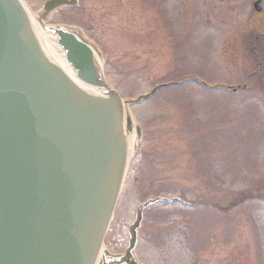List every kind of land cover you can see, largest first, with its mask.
Masks as SVG:
<instances>
[{"label": "rangeland", "instance_id": "374dc122", "mask_svg": "<svg viewBox=\"0 0 264 264\" xmlns=\"http://www.w3.org/2000/svg\"><path fill=\"white\" fill-rule=\"evenodd\" d=\"M21 1L38 25L77 31L123 100L169 83L124 106L131 145L104 251L123 252L133 206L154 197L133 251L143 264H264V0L259 12L255 0H77L45 18V0Z\"/></svg>", "mask_w": 264, "mask_h": 264}, {"label": "water", "instance_id": "95a60500", "mask_svg": "<svg viewBox=\"0 0 264 264\" xmlns=\"http://www.w3.org/2000/svg\"><path fill=\"white\" fill-rule=\"evenodd\" d=\"M75 2L46 0L40 15ZM46 28L73 72L50 59L20 0H0V264H100L126 162L122 101L79 33ZM152 202L133 206L128 246L115 264H136L130 251Z\"/></svg>", "mask_w": 264, "mask_h": 264}, {"label": "bare ground", "instance_id": "6f19581e", "mask_svg": "<svg viewBox=\"0 0 264 264\" xmlns=\"http://www.w3.org/2000/svg\"><path fill=\"white\" fill-rule=\"evenodd\" d=\"M20 2L22 3V1H20ZM27 15L29 17V21L31 23L32 29L38 31L39 36H40V38H41L49 56H50V59H56V64L58 66L73 72L72 66L69 65L65 60L64 53H63L61 46L57 43L56 35L53 33L46 32L45 28L42 27L41 25H38L36 20H34L35 16L30 14L28 11H27ZM101 88L103 91L104 88L103 87H101ZM122 115H123V121H122L123 122V133L126 137V154H128V150H129V147L131 145V138L129 136L130 132L125 131V127H124V122H125L124 120L126 117L125 111L123 112ZM125 169H124L123 173H125Z\"/></svg>", "mask_w": 264, "mask_h": 264}, {"label": "trees", "instance_id": "16d2710c", "mask_svg": "<svg viewBox=\"0 0 264 264\" xmlns=\"http://www.w3.org/2000/svg\"><path fill=\"white\" fill-rule=\"evenodd\" d=\"M243 194H240V196H242ZM239 196V202H241L243 200V198L241 199V197Z\"/></svg>", "mask_w": 264, "mask_h": 264}]
</instances>
